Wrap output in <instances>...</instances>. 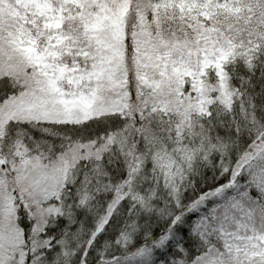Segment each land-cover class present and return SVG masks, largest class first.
<instances>
[{
	"label": "snow or ice",
	"instance_id": "snow-or-ice-1",
	"mask_svg": "<svg viewBox=\"0 0 264 264\" xmlns=\"http://www.w3.org/2000/svg\"><path fill=\"white\" fill-rule=\"evenodd\" d=\"M0 264H264V0H0Z\"/></svg>",
	"mask_w": 264,
	"mask_h": 264
}]
</instances>
